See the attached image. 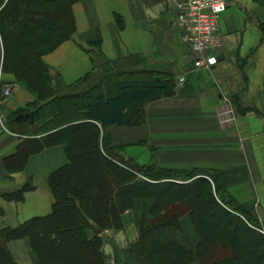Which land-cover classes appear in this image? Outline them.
<instances>
[{
  "label": "crops",
  "instance_id": "1",
  "mask_svg": "<svg viewBox=\"0 0 264 264\" xmlns=\"http://www.w3.org/2000/svg\"><path fill=\"white\" fill-rule=\"evenodd\" d=\"M180 1L79 0L72 7L73 37L45 51L42 61L68 86L98 72L90 50H100L117 62L121 71L112 81L173 76L175 93L125 107V116L140 117V124L105 129L111 145L141 167L157 164L177 175H216L225 193L260 221L264 218V0L229 1L220 23L222 45L212 52L218 63L211 70L195 69L194 56L181 40L175 26ZM116 15L123 19V27ZM1 45L0 40V73L14 85L4 105L7 120L15 111L32 106L36 97L14 75L3 73ZM181 76H185L182 84ZM238 106L251 111L241 113ZM10 126L14 129L7 126L8 132L0 133V230L48 216L54 203L49 179L70 164L65 145L19 158V146L34 136L26 126ZM25 186L30 189L23 200L6 197ZM152 207L153 200H136L122 216L123 228L105 232L106 264H138L128 249ZM182 226L181 241L195 247L198 237L189 217ZM7 246L17 264L38 263L28 238L11 240Z\"/></svg>",
  "mask_w": 264,
  "mask_h": 264
},
{
  "label": "trees",
  "instance_id": "2",
  "mask_svg": "<svg viewBox=\"0 0 264 264\" xmlns=\"http://www.w3.org/2000/svg\"><path fill=\"white\" fill-rule=\"evenodd\" d=\"M77 1L0 0L3 73L36 97L6 120L34 136L17 155L24 160L65 145L70 160L49 179L52 212L0 230V264H17L7 245L22 238L30 240L37 264H106L105 232L123 228V214L139 199L153 200V207L128 249L138 264H264V224L225 193L216 175L141 167L116 152L105 133L111 126L140 124V117L125 116V107L175 93L173 76L112 81L121 71L117 62L90 50L98 72L68 86L42 61L45 51L73 37ZM116 20L123 27L119 15ZM29 189L6 197L21 201ZM185 217L198 237L195 247L180 239Z\"/></svg>",
  "mask_w": 264,
  "mask_h": 264
},
{
  "label": "built area",
  "instance_id": "3",
  "mask_svg": "<svg viewBox=\"0 0 264 264\" xmlns=\"http://www.w3.org/2000/svg\"><path fill=\"white\" fill-rule=\"evenodd\" d=\"M230 0H183L176 4L175 26L181 34L182 42L194 56L195 69H208L217 65L218 60L212 54L213 50L222 45L220 23L228 9ZM185 81V76L179 78V83ZM13 86L4 80L0 73V133L8 132L4 105L12 96ZM225 103H230L224 98ZM232 112V111H230ZM229 119L232 116L228 115Z\"/></svg>",
  "mask_w": 264,
  "mask_h": 264
},
{
  "label": "rangeland",
  "instance_id": "4",
  "mask_svg": "<svg viewBox=\"0 0 264 264\" xmlns=\"http://www.w3.org/2000/svg\"><path fill=\"white\" fill-rule=\"evenodd\" d=\"M94 81H95V80H92L90 83L92 84V83H94ZM95 82H97V79H96ZM7 121L11 122L10 119H8V117H7ZM8 127H9L10 129H14L13 126H12V127H11V126H8ZM27 129L29 130V128H27ZM28 130H25V131H28ZM257 220H259V218H258ZM263 222H264V218L260 219L259 223L264 224Z\"/></svg>",
  "mask_w": 264,
  "mask_h": 264
},
{
  "label": "water",
  "instance_id": "5",
  "mask_svg": "<svg viewBox=\"0 0 264 264\" xmlns=\"http://www.w3.org/2000/svg\"><path fill=\"white\" fill-rule=\"evenodd\" d=\"M98 233H101V230H98ZM135 242V241H134Z\"/></svg>",
  "mask_w": 264,
  "mask_h": 264
}]
</instances>
